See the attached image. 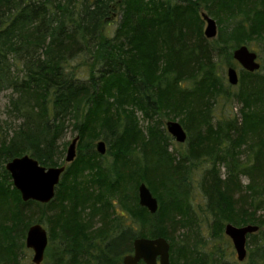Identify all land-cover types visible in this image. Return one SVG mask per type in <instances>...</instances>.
Listing matches in <instances>:
<instances>
[{
  "label": "trees",
  "instance_id": "1",
  "mask_svg": "<svg viewBox=\"0 0 264 264\" xmlns=\"http://www.w3.org/2000/svg\"><path fill=\"white\" fill-rule=\"evenodd\" d=\"M116 1L123 4L122 20L109 36L104 31ZM201 10L217 20L216 39L204 36ZM258 40L264 42V0H0V94L13 91L10 113L22 121L12 137L0 127V163L29 155L46 168L66 167L49 204L23 202L6 168L0 172V264H18L17 241H24L32 223L16 240L15 223L32 210H54L47 264H123L136 239L170 237L156 229L146 234L142 217L128 213L133 197H125L122 184L128 171L159 195L153 220L165 204L171 226H182L180 216L189 224L191 217L179 243L186 253L205 247L192 215L199 187L207 200L204 213L217 230L227 224L259 227L248 238V258L264 264L262 68L240 75L241 121L216 113L224 88L218 65H231L233 51ZM230 89L224 96H231ZM136 111L147 119L160 112L185 115L197 131L195 144L185 154L171 153L165 130L148 127V138L141 136ZM69 127L87 152L80 149L66 164L69 143L61 142ZM103 140L114 154L109 167L95 149ZM103 186L108 193L100 191ZM101 193L110 195L102 196V208ZM200 254L205 264L223 259Z\"/></svg>",
  "mask_w": 264,
  "mask_h": 264
},
{
  "label": "rangeland",
  "instance_id": "2",
  "mask_svg": "<svg viewBox=\"0 0 264 264\" xmlns=\"http://www.w3.org/2000/svg\"><path fill=\"white\" fill-rule=\"evenodd\" d=\"M112 6L113 7L109 10L110 11L109 16H108L109 21L107 22V25H106V28L104 31V33L109 35V36H113L115 34V32H116L117 28L119 27V24L122 20L123 4L120 3V1H116V3H112ZM200 13L201 14H204V13L208 14L207 11H205V10H201ZM216 22H217V20H216ZM217 25H218V33H219L220 29H219L218 22H217ZM205 28H206V23L204 22V27H203L204 32H205ZM224 29H225V26H224ZM247 46L252 51H254L258 54L259 62L261 63V68H262L261 72H262V74H264V42H263V40L254 41ZM79 61H80V59L77 62H79ZM77 62L75 63V65L78 64ZM228 64L227 63H220L218 65L217 74L219 76L220 82L222 79L223 84H224V88H223V86H221L219 88V92L221 95L218 98L216 113L219 114V117L221 119L238 118L239 121H241L242 120L241 119V109L243 106H242V103L239 100V98L237 100V97H236V95L239 93V86L238 85L237 86H231L228 83L227 69L229 67L236 68L238 70L239 77H240L243 70H242L241 66L234 60L233 56H232L231 65H228ZM14 69H15V71H17L16 66L14 67ZM226 86L232 87V89L229 90V94L231 95L230 97L224 96V89ZM12 97L16 98V95H13L12 90H4L0 94V127L3 128V131H8L7 133H8L9 137H12L13 132L16 129H18L22 123V121L19 118H17L15 115L10 113L11 111L9 109V105H10V99ZM211 103L213 105V101ZM134 116L141 126V132H142L141 136H145V137L147 136V138H148V135H147L148 134V127H155L156 129L159 130V131L157 130L158 132L161 131L162 133L165 130L171 138V140H169V139L167 140L165 145L168 146L169 151L175 155L185 154L191 148V144L192 143L195 144V138H196L197 131L193 130L194 124L191 123L190 121H188L187 118L185 117V115L181 114V115L177 116V114H175L173 112H170V113L169 112L168 113L160 112L158 115H155L153 119H147V118H144L142 112L136 111ZM169 121H176V122H179L180 124H182L183 127L185 126L184 129L188 135V139H187L186 143L180 144V143L176 142V140L168 133L167 123ZM77 136H78V133H75L73 131L72 127H69L68 130L66 131V135L62 139L61 143L62 144L69 143V146H70L72 141L74 139H76ZM95 144L97 145V142H95ZM69 146L66 148L64 158H66V154H67V150H68ZM80 149L83 151L82 154L87 152L86 146L81 147L80 144H77V157H78V155H80V151H79ZM97 154L100 155L98 152H97ZM100 156L105 157V159L103 161V164L105 166L109 167L112 164L113 159H114V154L110 155V153L108 151V145H107L106 154L103 156L102 155H100ZM243 158H244V155H243ZM6 165H7V163H0V172L3 171L4 167L6 168ZM202 169H203V167H202V165H200V167L198 169H195L196 173H193V179L195 178L196 182L198 180L199 181L201 180L202 172H203ZM222 173H224V170H222ZM139 180H140V177L138 175L134 174L133 172L131 173V171H128V173H126L124 176H122L123 191L126 194L125 197L127 195H128L127 197H129V198L133 197L130 202H127L126 208L128 210V213L131 215V217L133 219H135V216H141L142 217L143 222H144L143 232H145L146 234L151 232L152 230L156 229L157 233H159V234L163 233V234L167 235V233H168L170 235V237H168V238L164 237V238H167V241L170 243V246H171V250H170L171 264H183L185 262L184 256H189V258L185 264H205V263H203L202 256L200 254V253L203 254L204 252L207 254H216L217 256L221 255L223 257L221 264L222 263H226V264H230V263L231 264H251V262L249 261V258H248L249 248H251L250 242H248V245H247L248 255H247L246 260L244 262H239L238 258H237V254H236L234 246H233V243H232L231 239L228 236H226V234H225V226L226 225L224 226L223 231H221L220 229L217 230V228H216L217 224H215V222H213L212 216H210L208 213H204V210L206 209L207 200L204 197V195L199 191V187H197V190H195V192L192 195L193 204H194V206H193L194 208H192V212H193L192 215L195 218V222L198 223L197 227L201 231V236L205 240V247L202 249L204 252L197 253V251L192 252L190 250L191 254H188V253H186V251L189 249L181 248L179 246V243L182 240L181 236H183L187 231V229H186L188 227L187 225H189L191 223V220H190L191 217H189L188 220H186L189 224H187V223L183 224L184 217L180 216L179 221L182 220V226L181 225L171 226L168 223V221H166L167 204H165V208L163 209V212L160 213L159 218L156 220H153L151 218L148 210L145 208H142L139 204L138 188L142 184V183H139ZM7 181H9V180L7 179ZM11 182L13 184L12 179H11ZM196 182L194 184H196ZM242 182H243V184H247L248 180L246 178H243ZM13 188L16 189L14 187V185H13ZM102 188H103V192L104 191L107 192V188L105 186L101 187L100 191H102ZM149 188L152 191L153 195L159 201V195L156 193V191L153 190L151 187H149ZM193 188H194V185H193ZM136 193H137V200L135 197ZM102 196L103 197L104 196L110 197V195H108L106 193H101L98 195V198H97L98 205L97 206L98 207L100 206L101 208L103 205V201H101ZM117 196L118 195H115L116 198H114L112 200V201H114L115 204H117V200L119 198V197L117 198ZM20 198L22 200L21 194H20ZM15 205H17V207L14 209V213H16L19 210L17 202L15 203ZM183 207L187 208L186 205H184ZM112 210H114V209H112ZM176 211H180V210L177 209ZM29 214L25 213L26 217L24 218V220L18 219L16 221L15 228L17 231H16L15 236H14L15 240H16V238L19 237V235L22 233V231L25 229V227L28 225V223H32L31 224V226H32V225L36 224L35 223L36 219L38 220L41 218H42L41 224L48 230L49 238H53L56 235V230L54 229L53 233H51L50 226L48 224L49 223V217L54 214V210L47 209V210H43L42 212H40V210H32L31 212H29ZM2 217H3V214H2ZM99 219L100 218L97 217L96 221L99 222ZM195 222L192 221V224L195 225ZM7 227H9V225H7ZM174 227H176V228H174ZM195 229H196V225H195ZM158 237H160V236H158ZM145 238H147V237L145 236ZM203 238H200L199 240H201ZM22 243H24V247H22ZM15 253L17 255L18 264H33L32 260H33L34 254H33L32 250H29L26 247V237H25L24 241H22V239L21 240L19 239L17 241V247L15 250ZM51 254L54 255V252H50V255ZM47 256L48 255L45 256V260H44L43 264L48 263V259L46 258ZM141 264H144V263H141Z\"/></svg>",
  "mask_w": 264,
  "mask_h": 264
},
{
  "label": "water",
  "instance_id": "3",
  "mask_svg": "<svg viewBox=\"0 0 264 264\" xmlns=\"http://www.w3.org/2000/svg\"><path fill=\"white\" fill-rule=\"evenodd\" d=\"M202 18L206 23L205 37L209 40L217 38L218 25L216 20L205 13L202 14ZM233 58L244 71L255 73L261 69L258 54L246 45L237 48L233 52ZM227 79L231 86H237L240 81L238 70L229 67ZM167 131L176 142L186 143L188 135L179 122L169 121ZM78 141L79 138H76L70 144L65 158L66 164H71L76 160ZM96 150L100 155H105L106 143L104 141L98 142ZM6 170L11 175L13 185L21 194L23 202L34 201L40 204H49L55 198L56 189L66 167L46 168L34 158L25 155L8 162ZM138 196L140 206L147 209L150 214L154 215L159 211V201L146 184L142 183L139 186ZM258 231L259 227L254 225L238 227L227 224L225 226V234L231 239L239 262H244L247 258L249 236ZM48 246V230L39 223L32 225L27 232L26 247L33 251V264H43ZM170 249V243L163 237L155 239L138 238L134 242V252L125 256L123 264H171Z\"/></svg>",
  "mask_w": 264,
  "mask_h": 264
}]
</instances>
